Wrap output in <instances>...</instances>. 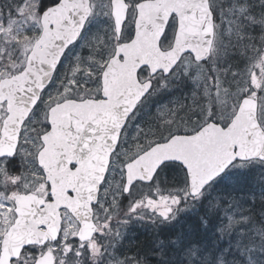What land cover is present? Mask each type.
Returning a JSON list of instances; mask_svg holds the SVG:
<instances>
[{"label":"snow or ice","instance_id":"1","mask_svg":"<svg viewBox=\"0 0 264 264\" xmlns=\"http://www.w3.org/2000/svg\"><path fill=\"white\" fill-rule=\"evenodd\" d=\"M0 264H264V0H0Z\"/></svg>","mask_w":264,"mask_h":264},{"label":"trees","instance_id":"2","mask_svg":"<svg viewBox=\"0 0 264 264\" xmlns=\"http://www.w3.org/2000/svg\"><path fill=\"white\" fill-rule=\"evenodd\" d=\"M141 231H142V230H139V232H137L136 234L142 236L143 233L141 234V233H140Z\"/></svg>","mask_w":264,"mask_h":264},{"label":"rangeland","instance_id":"3","mask_svg":"<svg viewBox=\"0 0 264 264\" xmlns=\"http://www.w3.org/2000/svg\"><path fill=\"white\" fill-rule=\"evenodd\" d=\"M139 230H141V229H139ZM140 233L142 234L143 232L141 231Z\"/></svg>","mask_w":264,"mask_h":264}]
</instances>
